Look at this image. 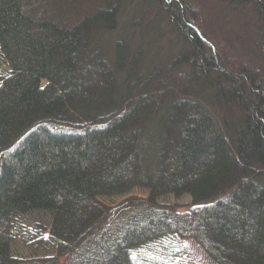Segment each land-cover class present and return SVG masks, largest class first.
Wrapping results in <instances>:
<instances>
[{
  "label": "trees",
  "instance_id": "obj_1",
  "mask_svg": "<svg viewBox=\"0 0 264 264\" xmlns=\"http://www.w3.org/2000/svg\"><path fill=\"white\" fill-rule=\"evenodd\" d=\"M217 2L235 39L200 0H0V264H264V0Z\"/></svg>",
  "mask_w": 264,
  "mask_h": 264
},
{
  "label": "rangeland",
  "instance_id": "obj_2",
  "mask_svg": "<svg viewBox=\"0 0 264 264\" xmlns=\"http://www.w3.org/2000/svg\"><path fill=\"white\" fill-rule=\"evenodd\" d=\"M204 4L206 11L207 20L213 24V27L218 34L219 38L235 39L233 37V32L237 30L238 18L236 13H231L224 6L220 5L217 0H200ZM64 11V9H62ZM49 17L53 16L51 13ZM243 19L241 20V24ZM256 68V67H255ZM98 83V82H97ZM137 196H146L147 191L145 189L134 188L131 193ZM123 196H116L113 198H102L101 200L107 204H116L119 202ZM189 197L187 195L175 198L174 196H167L166 200L170 202H177L184 205ZM184 244L189 251V256L186 257L188 264H215L211 261L204 251L193 241L185 240Z\"/></svg>",
  "mask_w": 264,
  "mask_h": 264
}]
</instances>
